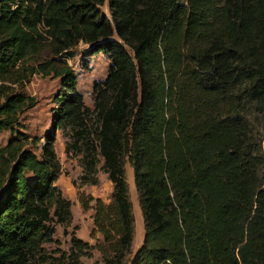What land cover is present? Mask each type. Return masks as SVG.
I'll list each match as a JSON object with an SVG mask.
<instances>
[{
  "label": "trees",
  "instance_id": "trees-1",
  "mask_svg": "<svg viewBox=\"0 0 264 264\" xmlns=\"http://www.w3.org/2000/svg\"><path fill=\"white\" fill-rule=\"evenodd\" d=\"M79 43L110 64L92 87L94 139L77 146L89 109L67 60ZM35 71L61 86L42 143L19 130ZM263 100L264 0H0V133H15L0 145V264H82L93 247L101 264H264V151L249 118ZM67 126L81 182L101 169L113 189L107 203L80 199L102 240L72 233L50 254L54 226L72 219L53 149ZM126 162L145 229L130 259Z\"/></svg>",
  "mask_w": 264,
  "mask_h": 264
},
{
  "label": "rangeland",
  "instance_id": "rangeland-1",
  "mask_svg": "<svg viewBox=\"0 0 264 264\" xmlns=\"http://www.w3.org/2000/svg\"><path fill=\"white\" fill-rule=\"evenodd\" d=\"M101 10L108 14L106 4L101 7ZM74 51L75 55L68 59L67 63L73 69L76 77V88L82 94L84 105L89 109L84 116L85 138L78 140L77 146H79L86 140L90 141L94 139L97 119L93 111L92 87L95 81L106 77L110 60L106 53L102 51L93 53L89 50V46L83 43H79L74 48ZM50 57L51 52L49 47L44 48L39 55L35 56L41 62ZM29 64H32V62L25 63L24 67ZM27 78L28 82L25 83L24 90L28 95L33 96L36 102L33 107L26 109L21 114V126H19V130L24 132L27 137L40 138L42 143L44 142L43 136L45 132L53 126L54 113L57 109L55 95L61 89L60 80L58 77L52 76V74L45 75L39 71L27 74ZM249 118L253 126V135L256 140H261L262 150L264 151V100L254 103L250 107ZM73 133V130L68 126L58 128L55 131L53 149L60 163V174L55 181V185L61 190L62 195L71 201L72 219L67 225L57 224L54 226V239L57 242L44 244L46 252L50 254L54 249L67 253L70 249L72 233L92 246L100 242L102 238L99 233L91 234L94 211L92 208L84 209L80 199H87L88 197L100 198L107 203L112 196L113 185L108 179L107 174L101 169H98L96 174L97 183L83 184L81 182L80 175L83 173L81 165L82 152L74 145ZM12 134L15 135L14 132L11 133L10 131L1 132L0 145L5 144ZM125 176L128 182L129 196L134 215V236L131 253L127 257V259H130L142 244L145 229L138 193L134 183L133 168L128 162L125 163ZM53 255H58V252L53 253ZM79 259L82 264L102 263L101 255L94 247L91 249L89 255H83Z\"/></svg>",
  "mask_w": 264,
  "mask_h": 264
}]
</instances>
